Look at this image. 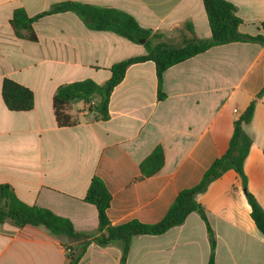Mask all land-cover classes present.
I'll list each match as a JSON object with an SVG mask.
<instances>
[{
    "label": "crops",
    "instance_id": "0c3cea01",
    "mask_svg": "<svg viewBox=\"0 0 264 264\" xmlns=\"http://www.w3.org/2000/svg\"><path fill=\"white\" fill-rule=\"evenodd\" d=\"M226 1L236 7L241 33L264 37V0ZM63 2L122 11L171 44L212 35L203 0H0V185H10L27 205L70 220L77 232L95 235L98 211L85 198L99 177L112 195V225H156L178 195L200 184L227 152L235 121L256 101L244 173L248 192L264 210V94L259 97L264 46H218L168 69L163 100L156 65H132L112 93L108 120L77 103L70 113L80 124L62 128L53 107L60 86L84 80L105 84L114 65L146 54L143 44L92 31L74 13L37 20L36 42L16 37L11 25L16 10L34 18ZM5 79L33 92V110H8L2 99ZM157 146L164 148L165 165L142 178L140 166ZM196 201L216 237L215 264H264V235L234 170L210 183ZM76 246L42 227L0 225V264H69L67 248ZM210 253L207 225L192 213L163 235L135 238L125 264H208ZM121 258L118 244H92L78 264H121Z\"/></svg>",
    "mask_w": 264,
    "mask_h": 264
},
{
    "label": "trees",
    "instance_id": "16d2710c",
    "mask_svg": "<svg viewBox=\"0 0 264 264\" xmlns=\"http://www.w3.org/2000/svg\"><path fill=\"white\" fill-rule=\"evenodd\" d=\"M203 3L211 29V38L202 40L192 37L183 40L180 44L163 41L162 35L142 28L127 13L77 2L56 4L34 18L28 17L23 9L16 10L11 25L16 37L36 42L37 36L33 26L37 20L51 15L74 13L92 31L111 32L135 44L145 41L143 46L146 54L114 65L111 68L112 76L105 84L99 85L92 80H84L58 88L53 98L54 113L59 127L67 128L80 124L79 118L70 113L71 106L77 103L87 105L90 112L97 113L101 120H108L112 93L122 83L128 68L132 65L146 62H153L156 65L159 100H163L165 98L162 92L163 78L168 69L218 46L232 43H257L264 46L263 36L251 37L240 32L242 20L237 16L236 7L232 3L226 0H203ZM188 29L193 33L191 26ZM263 94L264 89L259 97ZM2 99L8 110L12 112H29L35 105L33 92L10 79L3 81ZM255 109L256 101H252L234 123V132L227 152L214 161L200 184L178 195L164 219L156 225H145L138 221L119 226L112 225L108 217L112 195L99 177L93 178L85 198V202L95 206L98 211L99 224L95 235L77 232L70 220L59 217L48 209L27 205L7 184L0 185V225L10 223L18 229L27 226L42 227L55 237H65L76 243L75 250L67 248L69 264H78L92 244L102 248L118 244L122 249L121 264H125L135 238L163 235L183 225L190 214L198 213L207 225L210 239L211 253L208 264H215L216 237L209 226L204 207L196 201V195L204 192L210 183L222 177L227 171L234 170L240 176L251 206V217L264 235V210L248 192L244 173V163L253 145V139L248 134L247 128L253 121ZM164 165V148L157 146L140 166L142 178L158 174Z\"/></svg>",
    "mask_w": 264,
    "mask_h": 264
},
{
    "label": "water",
    "instance_id": "95a60500",
    "mask_svg": "<svg viewBox=\"0 0 264 264\" xmlns=\"http://www.w3.org/2000/svg\"><path fill=\"white\" fill-rule=\"evenodd\" d=\"M145 43V41H141V44H144ZM71 250L73 251V250H75L74 248H71Z\"/></svg>",
    "mask_w": 264,
    "mask_h": 264
}]
</instances>
